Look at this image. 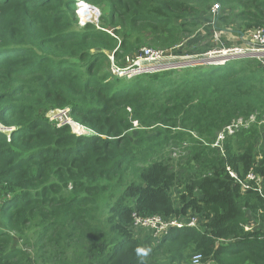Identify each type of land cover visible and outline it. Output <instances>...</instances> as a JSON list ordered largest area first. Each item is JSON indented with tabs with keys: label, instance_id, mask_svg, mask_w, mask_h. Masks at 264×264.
<instances>
[{
	"label": "trees",
	"instance_id": "16d2710c",
	"mask_svg": "<svg viewBox=\"0 0 264 264\" xmlns=\"http://www.w3.org/2000/svg\"><path fill=\"white\" fill-rule=\"evenodd\" d=\"M85 1L101 9L99 27H79L76 0H0V124L14 128L0 130V264H193L197 254L201 264H264V195L227 169L264 179V64L113 72L144 46L179 55L215 5L217 28L264 26V0ZM67 108L92 133L50 121ZM251 115L225 155L211 145ZM136 213L204 222L149 251Z\"/></svg>",
	"mask_w": 264,
	"mask_h": 264
},
{
	"label": "built area",
	"instance_id": "2783aa9c",
	"mask_svg": "<svg viewBox=\"0 0 264 264\" xmlns=\"http://www.w3.org/2000/svg\"><path fill=\"white\" fill-rule=\"evenodd\" d=\"M81 3H82L81 7H78L77 9L80 17L86 14L91 9H93L89 5L85 4L83 1H81ZM218 10H219V6L215 5L213 9L215 14H217ZM243 40L246 41L245 48L239 50V48L236 46H232V47L222 46L218 50H216V52H213L212 54L219 55V57L216 58L217 61L215 63L213 62V64H218V65L224 64L228 60L234 58H244V57L257 58L262 62V64H264V26L255 27L250 31L249 35L244 34ZM212 54L209 55L201 54L200 57L203 59L197 60L199 62L197 64L212 63L214 58L213 59L209 58L211 57ZM183 57L181 55L174 54L172 49L164 50L161 48L144 46L141 48V50L138 53L135 54V56L128 58L132 68L128 69V73L126 74H132L131 76H133L142 73L157 72L161 70H168L172 68L184 67V66L196 64L194 63V60H187V61L185 60L186 62H182L183 60L182 61L178 60ZM113 59L114 58L112 57V60ZM114 66L115 65L113 63V68ZM115 67L118 70L126 69V67L125 68H118L117 66ZM55 112H61V115L64 118V122L58 126L64 125L65 123V124L73 125L74 127H76V130L80 132L87 130L85 127L79 125L73 120V118L69 114L70 110L68 108L63 110L58 109V110L50 111L48 113V116L51 121L55 120L53 119V117L55 118ZM256 119H257L256 115H252L248 119L239 118L237 120H234L231 124L226 125L222 130L218 132L217 138L215 142L212 144V146L219 148L221 152L224 153L223 143L224 140L227 138V136L236 133L243 127L249 126L250 123L252 124L256 122ZM85 132L89 133L88 130ZM228 170L234 178L239 179L238 174L233 169H231V167H228ZM262 181L263 179L260 176H257L254 172H250L247 175V179L245 181L240 180L243 190L256 189L259 192L263 193ZM134 223L137 227L140 226L151 229L153 231L154 236H159L161 238L162 236L166 235L173 229L184 228V227H196L197 218L191 216L186 218H171V217L165 218L164 216L161 215H155L153 217H141L136 213L134 215ZM253 223L248 224L246 226V229L247 230L253 229L254 228ZM201 259H202V255L197 254L193 257L192 263L201 264Z\"/></svg>",
	"mask_w": 264,
	"mask_h": 264
},
{
	"label": "rangeland",
	"instance_id": "374dc122",
	"mask_svg": "<svg viewBox=\"0 0 264 264\" xmlns=\"http://www.w3.org/2000/svg\"><path fill=\"white\" fill-rule=\"evenodd\" d=\"M81 1L82 0L76 1V3H75V7L76 8L77 7H81V5H82ZM101 14H102L101 9L99 7H96V6L93 5V9H91L86 14L82 15L81 17L78 16V18H79V27H82L83 25H87V23H92V24L97 25L99 27L100 26V16H101ZM216 18H215V20H216ZM242 19L243 18L241 17V19H238V21L241 20V22H242L243 21ZM203 24H204V26H208V27H210V25L212 24V31H210V33H206V31H204L205 35H203L201 41H198L196 44H191L194 47L203 45V47L201 48V51H202L203 55L212 54L213 52H216V50H218L222 46H225V47L236 46V47L239 48V50L242 49V48H245L246 41L243 40L244 35H242L241 28H239L235 23H233L234 25L226 27V28H221V27L217 28V20L214 21V22H208V24H206V21L204 20L203 22H201V26H200L199 29L204 27ZM229 31H230V34H226ZM248 34H250V33H248ZM192 36L193 35H191V37H189V38H192ZM238 39H241L242 42H237ZM226 43H228V44H226ZM191 49L193 50V48H191ZM204 49H206V50L204 51ZM193 56L186 55L183 58H180L178 60L182 61L184 59L182 62H186L187 60H195L196 59L194 63L197 64V63H199L197 60L203 59L200 56H197V57H193ZM110 57H112V55L109 53V58ZM218 57H219L218 54H212L211 57H209V58H212V59L214 58V59H213L212 63H210V64H213V62L215 63L217 61L216 58H218ZM125 61L127 62V65L125 66L126 69L125 70H123V69L122 70H118L114 66V72H115L114 74H116V75H118L120 77H126L127 76V77L131 78V77H133L135 75L131 76L132 74H126V73H128V69H131L132 66H131L130 61L128 60V58H126ZM228 62H230V61H228ZM180 64H183V63H180ZM201 64H204V63H201ZM206 69H208V68H206ZM53 119H55L53 122H56L57 125H60L61 123L64 122V118L61 115V112H55V118L53 117ZM261 122H262V124H264V121H261ZM0 127H2L1 124H0ZM85 131H87V130H84L82 132L78 131V132H80L78 134H81V133L85 134L86 133ZM133 132H134V134H132L133 137L137 138L136 137L137 131H133ZM174 147H178V145H174V146L170 147V149H172L174 152L177 153L176 155H174V153H172V156L174 157L175 162L176 163L178 161L182 162L183 158L181 160H179V158H180V156H185L187 154V152L184 151V150H180V149H182L180 147H178L179 149L178 148L175 149ZM183 190H184V187H176L175 189H172L171 194L178 201L179 197H180V193ZM189 216L196 217L197 218V226L196 227L197 228H201V225L204 222V219L202 217L199 218L198 214H190ZM189 216H187V217H189ZM258 225H259V223H257V222L253 223V227L254 228L257 227ZM138 227H140V226H138ZM134 229L136 230V227H134ZM148 231H151V229L145 228V232L144 231L143 232L142 231H140V232L138 231L137 233L140 235V237H145L146 241H148V245H149L148 249L150 251L153 241L154 240H159L160 237L159 236H154L153 235V231H151L152 236H153V240H150L148 237H146V236H148L147 235ZM151 261H153V260H151Z\"/></svg>",
	"mask_w": 264,
	"mask_h": 264
},
{
	"label": "crops",
	"instance_id": "0c3cea01",
	"mask_svg": "<svg viewBox=\"0 0 264 264\" xmlns=\"http://www.w3.org/2000/svg\"><path fill=\"white\" fill-rule=\"evenodd\" d=\"M215 13H213V15H211L209 18H206V24H208V22H214V21H216L215 20V18H216V16L214 15ZM201 22H203V21H201ZM205 24V25H206ZM212 25V24H211ZM203 26H204V24H203ZM204 31H206V33H210V31H212V28L211 27H208V26H204V27H202L201 29H199L193 36H192V38H189V39H187L185 42V44H184V47H183V49H182V51H180L179 52V55H181L182 57L183 56H186V55H191V56H193V57H197V56H201V54H202V51H190L191 50V44H196L198 41H201V39H202V37H203V35H205L204 33ZM199 32H201V34L199 33ZM248 33H250V32H248ZM245 34V33H242V35H249V34ZM226 34H230V31L229 32H227ZM237 42H242L241 41V39H238L237 40ZM226 44H228V43H226ZM225 44V45H226ZM205 45V44H204ZM194 47V46H193ZM203 47V45L202 46H200V49ZM184 48H186L185 50H184ZM184 50V51H183Z\"/></svg>",
	"mask_w": 264,
	"mask_h": 264
},
{
	"label": "clouds",
	"instance_id": "9594fccd",
	"mask_svg": "<svg viewBox=\"0 0 264 264\" xmlns=\"http://www.w3.org/2000/svg\"><path fill=\"white\" fill-rule=\"evenodd\" d=\"M76 1H78V0H76ZM85 4H87V5H89L90 7H92L93 8V5H91L90 3H88L87 1H85V0H82ZM77 9H78V7L75 9V12L78 14V16H79V13H78V11H77ZM80 17V16H79ZM85 25H83L82 27H84ZM113 57V56H112ZM112 57H111V60H112ZM234 59H238V58H234ZM232 60V59H231ZM228 61H230V60H228ZM112 62H113V60H112ZM227 63V62H226ZM226 63H224V64H226ZM224 64H219V65H224ZM114 69V68H113ZM69 109V108H68ZM70 110V109H69ZM71 116V115H70ZM252 116V115H251ZM251 116H249V117H247L246 119H248V118H250ZM49 117V116H48ZM257 117V116H256ZM50 119V118H49ZM74 120V119H73ZM51 121V120H50ZM256 121H257V119H256ZM261 121H264V118L261 120ZM52 123H54L55 125H57V123L56 122H53V121H51ZM76 122V121H75ZM76 123H78V122H76ZM262 123V122H261ZM79 125H81V126H83V127H85L88 131H89V133H85V134H78L79 132H78V130H76V127H74L73 125H71V124H64V125H70L71 126V128H72V131H73V133H75V134H77V135H86V134H90V133H92V131L88 128V127H86L85 125H83V124H81V123H78ZM2 127H0V130L1 131H3V132H8V131H12L14 128L13 127H11V128H8V127H5V126H3V125H1ZM58 126V125H57ZM62 126V125H61ZM222 130V129H221ZM218 134V133H217ZM229 136V135H228ZM227 136V137H228ZM216 138H217V136H216ZM216 140V139H215ZM215 140H214V142H215ZM225 141V140H224ZM214 142H212L211 143V145L214 143ZM223 146H224V143H223ZM217 148V147H216ZM176 149V148H175ZM219 149V148H218ZM178 150V149H177ZM220 150V149H219ZM220 152H221V150H220ZM174 153V155H176L177 153L176 152H173ZM222 153V152H221ZM223 155H225V149H224V153H222ZM228 167H230V166H228ZM228 167H227V169H228ZM232 169V168H231ZM229 171V170H228ZM250 172H253V171H250ZM249 172V173H250ZM230 173V172H229ZM256 174V173H255ZM257 175V174H256ZM232 176V175H231ZM257 176H260V175H257ZM261 177V176H260ZM238 178H239V176H238ZM262 179H263V177H261ZM237 180H241L240 178L239 179H237ZM242 181V180H241ZM241 183V182H240ZM264 185V179H263V181H262V186ZM243 189V188H242ZM263 189V188H262ZM253 190H256V189H253ZM243 191H246V190H243ZM258 191V190H257ZM261 193V192H260ZM261 194H263L264 195V193H261ZM254 221H252L251 223H253ZM184 228H186V227H184ZM197 228V227H196ZM177 229H183V228H177ZM142 250H139L138 249V252H141ZM144 255H146L147 253H143Z\"/></svg>",
	"mask_w": 264,
	"mask_h": 264
},
{
	"label": "bare ground",
	"instance_id": "6f19581e",
	"mask_svg": "<svg viewBox=\"0 0 264 264\" xmlns=\"http://www.w3.org/2000/svg\"><path fill=\"white\" fill-rule=\"evenodd\" d=\"M184 60V59H183ZM196 60V59H195ZM195 60H194V62H195ZM197 62V61H196Z\"/></svg>",
	"mask_w": 264,
	"mask_h": 264
},
{
	"label": "water",
	"instance_id": "95a60500",
	"mask_svg": "<svg viewBox=\"0 0 264 264\" xmlns=\"http://www.w3.org/2000/svg\"><path fill=\"white\" fill-rule=\"evenodd\" d=\"M218 13V12H217Z\"/></svg>",
	"mask_w": 264,
	"mask_h": 264
}]
</instances>
